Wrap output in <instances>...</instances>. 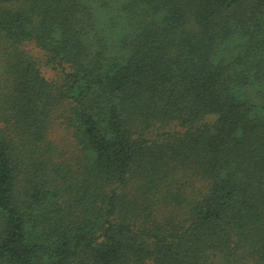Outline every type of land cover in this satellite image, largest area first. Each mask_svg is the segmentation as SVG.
Here are the masks:
<instances>
[{"label":"trees","instance_id":"16d2710c","mask_svg":"<svg viewBox=\"0 0 264 264\" xmlns=\"http://www.w3.org/2000/svg\"><path fill=\"white\" fill-rule=\"evenodd\" d=\"M0 264H264V0H0Z\"/></svg>","mask_w":264,"mask_h":264}]
</instances>
